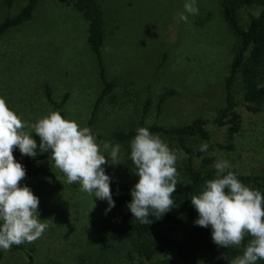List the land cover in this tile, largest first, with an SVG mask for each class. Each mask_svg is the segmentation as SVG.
Returning a JSON list of instances; mask_svg holds the SVG:
<instances>
[{"label":"rangeland","instance_id":"374dc122","mask_svg":"<svg viewBox=\"0 0 264 264\" xmlns=\"http://www.w3.org/2000/svg\"><path fill=\"white\" fill-rule=\"evenodd\" d=\"M26 0H13L7 5L0 0V20L14 15ZM185 0H102L105 13V38L101 55L105 73L115 85L97 106L92 127L103 135L115 130L133 128L143 118L145 125L187 124L196 118L210 120L224 105V81L237 53L240 37L221 11L220 0H196L198 14H188L187 22L178 20ZM257 9L241 7L239 22L246 27L249 14ZM87 22L71 4L56 0H39L32 19L11 27L0 36V95L10 108L28 123L53 110L63 116L87 124L96 97L102 89L99 66L87 43ZM232 88L240 96L238 79ZM47 90L55 104L46 98ZM166 93L159 104L160 96ZM62 103L58 108L56 104ZM260 106H264L262 101ZM241 120L236 133L228 125L208 123L207 138L187 139L192 148L207 143L203 156L211 166L217 159H227L238 177L258 189L254 182L264 172V113L237 108ZM177 150L176 167L179 181L185 179L183 163L188 155L177 139L159 134ZM120 144L119 162L130 158V142ZM219 144H231L227 150ZM18 148L13 155L18 161ZM199 164V158H193ZM51 173L49 182L31 177L21 182L39 197L38 213L50 226L40 238L23 243L33 249L32 264H128L123 252L104 250L99 224L107 200L91 197L79 184H68L49 157L38 162ZM113 164L105 165L111 177ZM174 199V198H173ZM94 200V201H93ZM175 200V199H174ZM177 204L172 208H176ZM172 209L170 211H172ZM227 248L216 247L198 254L200 264L222 259ZM159 257L153 264H193L175 254L163 263ZM25 253L12 248L0 249V264H29Z\"/></svg>","mask_w":264,"mask_h":264},{"label":"clouds","instance_id":"9594fccd","mask_svg":"<svg viewBox=\"0 0 264 264\" xmlns=\"http://www.w3.org/2000/svg\"><path fill=\"white\" fill-rule=\"evenodd\" d=\"M183 8L178 20L185 22L188 14L199 11L196 0H185ZM16 148L33 158L38 152L49 153L51 167L62 172L68 184H79L92 198L107 200L106 211L115 206L111 177L104 166L120 164V144L98 140L89 126L63 116L60 110L28 123L0 95V249L9 251L13 245L32 243L50 226V221L39 216V197L21 185L26 169L13 155ZM207 149V143L200 145L201 152ZM130 158L138 180L130 190L127 208L132 217L149 225L150 214L159 219L175 206L172 197L180 184L179 154L150 127L141 126L130 141ZM214 168V178L207 179L190 198L198 213L194 223L210 226L218 247L243 246L230 264H258L264 261V193L243 183L227 159H217Z\"/></svg>","mask_w":264,"mask_h":264},{"label":"trees","instance_id":"16d2710c","mask_svg":"<svg viewBox=\"0 0 264 264\" xmlns=\"http://www.w3.org/2000/svg\"><path fill=\"white\" fill-rule=\"evenodd\" d=\"M56 1L71 4L82 14L88 25L87 43L99 66V77L103 86L96 97L93 111L86 125L97 134L98 140L129 143L136 134V130L141 126H146L150 127V131L153 133L175 137L180 148L188 155L183 163L185 179L177 185L172 197L177 204L176 208L159 219L150 214L148 219L152 220V223L149 225L132 217L127 208L128 202L131 201L130 190L138 180V177L133 174L135 166L131 158H125L120 164L113 167L112 197L115 206L106 211L108 201L105 202L99 224L100 232L103 234L101 238L106 242L104 250L116 253L122 251V258L128 264H153L158 261L159 257H165L164 260H160L163 263L172 254L193 264H200L198 254L211 252L217 245L212 241L210 226L205 228L194 223L198 218V213L192 206L190 198L202 190L207 179L214 178L215 168L211 166L210 159L203 156L199 149L192 148L187 144V139L193 136L207 138L205 126L208 123L227 124L229 133H236L241 120L240 114L237 112L239 106H243L253 113H264V106L259 105L264 101V0H220L223 18L229 27L239 35L240 42L230 65L229 75L224 81V105L217 111L215 118L210 120L196 118L179 126H165L158 123L147 126L143 123L148 107L146 102L142 111V119L135 127L115 130L108 135L100 134L92 127L97 106L115 85L114 81L106 76L101 55L106 27L102 0ZM5 2L7 5H11L13 0H5ZM38 2L39 0H26L17 13L0 20V36L11 27L32 19ZM241 7L257 9V13H248L249 19L246 27H243L239 22L238 11ZM235 79H238L242 84L240 96H237L236 91L232 88V82ZM165 97L166 93H163L160 96L159 104ZM46 98L50 103L55 104L48 90ZM62 103L56 104L57 107L60 108ZM33 135L35 134L33 133ZM36 139L39 141L38 137ZM219 146L227 150L233 149L231 144H219ZM48 157L49 153L47 152H38L34 158L20 154L18 161L26 169V177L23 181L31 177H43L51 182L53 177L49 170L38 164L39 161ZM193 158H199V164H195ZM238 178L247 184V178ZM254 182L258 189L264 193V172L256 177ZM248 239L249 237L245 238V244ZM13 247L25 253L29 264L33 263V249L27 248L23 244L13 245ZM242 247L226 249L223 256L225 258L212 264H230V260L241 253ZM258 264H264V261H259Z\"/></svg>","mask_w":264,"mask_h":264}]
</instances>
